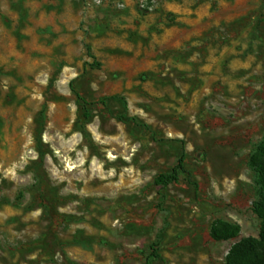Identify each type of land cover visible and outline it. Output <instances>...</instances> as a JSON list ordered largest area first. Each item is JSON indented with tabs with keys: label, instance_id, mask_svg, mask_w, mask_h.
<instances>
[{
	"label": "rangeland",
	"instance_id": "obj_1",
	"mask_svg": "<svg viewBox=\"0 0 264 264\" xmlns=\"http://www.w3.org/2000/svg\"><path fill=\"white\" fill-rule=\"evenodd\" d=\"M263 144L264 0H0V264H228Z\"/></svg>",
	"mask_w": 264,
	"mask_h": 264
},
{
	"label": "trees",
	"instance_id": "obj_2",
	"mask_svg": "<svg viewBox=\"0 0 264 264\" xmlns=\"http://www.w3.org/2000/svg\"><path fill=\"white\" fill-rule=\"evenodd\" d=\"M78 99L82 102L78 110V123L84 127L92 119V113L87 107V102L82 97H78ZM184 160L185 154H182L172 172L170 174L159 175L156 178V182L165 185L177 181V170L184 168ZM250 163L259 175L261 201L256 206V212L261 219L263 227L258 240L246 238L230 249L227 257L228 264H264V144L251 157ZM221 226L222 228L220 230L214 229L212 231V236L215 239L223 240L233 238L239 232V227L236 225L222 224ZM150 256L160 263L164 262L156 245H152Z\"/></svg>",
	"mask_w": 264,
	"mask_h": 264
}]
</instances>
